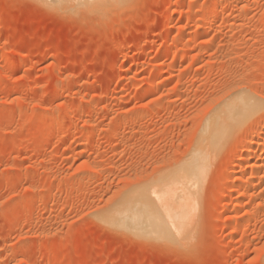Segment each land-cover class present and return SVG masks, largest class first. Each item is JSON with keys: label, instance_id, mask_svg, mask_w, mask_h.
Returning a JSON list of instances; mask_svg holds the SVG:
<instances>
[{"label": "rangeland", "instance_id": "obj_1", "mask_svg": "<svg viewBox=\"0 0 264 264\" xmlns=\"http://www.w3.org/2000/svg\"><path fill=\"white\" fill-rule=\"evenodd\" d=\"M67 2L0 0V264H264L262 104L221 110L264 103V0ZM201 149L183 233L138 239Z\"/></svg>", "mask_w": 264, "mask_h": 264}, {"label": "bare ground", "instance_id": "obj_2", "mask_svg": "<svg viewBox=\"0 0 264 264\" xmlns=\"http://www.w3.org/2000/svg\"><path fill=\"white\" fill-rule=\"evenodd\" d=\"M46 1H47L46 2V4H47L48 0H46ZM67 1H68L67 2L68 4L71 3L70 5H72L74 2H75V4L77 3V5L73 4L76 8L83 6L82 8L87 9V10L92 9L91 11H93V7L95 9H96V7L99 8L101 3H102V5H101V7H102L103 6L102 1H106V0H71L72 2L69 0H67ZM53 2H55L56 5H55V3H54V5L53 4L52 5L55 6V8H58L60 2L64 5L66 3V0H53ZM53 2L51 1V3H53ZM49 3H50V0H49ZM57 4H58V7H56ZM104 4H105V2H104ZM52 5H50V6H52ZM60 6L62 9L63 6L61 4H60ZM70 7H72V6H70ZM203 7H205V6H203ZM59 8H58V10H59ZM65 8H67V7H65ZM71 9H70V11H71ZM99 9H97V11ZM73 11L76 12V9L74 8ZM261 104H262V101L257 96L251 95L250 93L248 94L247 91H244L243 89H238L234 93V95H232L231 99L226 104H224V106L222 108L221 107L220 108H221L222 112H224V110H226L227 120L229 122H233V121L241 120L242 118L248 116L252 112L255 113L254 111H256L260 107ZM221 110H220V112H221ZM218 114L219 113H217L216 116L214 115V117L213 116L211 117L212 119H211L210 123H208L209 124V130H207V132H206V133H208L207 136L204 133L203 135H205L206 137L205 136H204L205 138L200 137L202 141L204 139V143H205V141H207V143L209 144L210 141L213 140V138H217L219 136V133L222 132L221 128L224 127L225 120L222 123H220V127H219L218 122H221V119L219 117V116H221V114L220 115H218ZM208 122H209V119H208ZM206 138L207 139L209 138L210 141L207 140ZM204 143L201 144V145H203V147H204ZM212 144H214V143H212ZM205 146H206V144H205ZM205 149H207V146ZM206 154L207 153H205V151L202 149L195 151V153H193V156L192 157L190 156L191 158H189V160H190L189 164L188 163L186 164L189 167H187V168L184 167L186 169L183 168L184 170L182 173L179 172L180 174L178 173V174L174 175L172 178H170V180L173 181L172 183L170 180H168L166 178L168 181H165V179H164L165 182L163 183V181H162L163 184L162 183L158 184L159 187L157 185V188L159 191L158 192L159 197H158V193H157V196L155 195L156 197L154 196L156 199H158L157 204H155V203L153 204L152 202H150L151 201L150 199H152V196H150L151 194L148 191L147 192L149 193V196L151 198L149 196L148 197L143 196V195H145L146 192L141 195L142 197H144L146 199V200L144 199V201H143V198H142V200L140 202L141 212H140V214H136V213L134 214L133 213V216L130 218V220L134 224V228H136L137 230H141L143 235H145L144 233L150 234L152 232V234H154L156 232L157 234L162 233V237H165V238H168V236H171L172 231L174 233V230H173L174 228L176 229L177 232H180L181 230H183L185 228L184 226H186V225L184 223L186 222V219L189 215L190 207H189V203L187 201L188 200V198L186 196L187 193L184 191L185 189L183 187L185 186V184L187 182L188 183L190 181H196L197 182L198 180H200L199 179L200 174H201V171L203 170V166H204L203 160L205 159ZM241 158L243 159V157H241ZM242 159H240V160H242ZM258 166L253 165V168H252L253 172ZM253 172H251V173L253 174ZM164 184H167V185H164ZM176 184H178V187L176 186ZM160 185H162V186L160 187ZM233 185H235V184H233ZM153 188H156V186ZM152 192H153V190L151 191V193ZM155 198H153V199H155ZM109 217H111L110 213H109ZM178 225H179V227H178ZM172 227H173V229H172ZM169 228H171V229L169 230ZM176 231H175V233H176ZM183 231H181V232L183 233ZM170 239H171V237H170ZM165 240L167 241L168 239H165Z\"/></svg>", "mask_w": 264, "mask_h": 264}, {"label": "snow or ice", "instance_id": "obj_3", "mask_svg": "<svg viewBox=\"0 0 264 264\" xmlns=\"http://www.w3.org/2000/svg\"><path fill=\"white\" fill-rule=\"evenodd\" d=\"M260 110H261V112H264V103H262ZM85 123H87V122H85ZM178 227H179V225H178ZM170 229L171 228H169V230ZM137 238L146 240V241L151 242V243H154V242L158 243L161 240V238H162V233L151 234V235H148V236H143V235L137 234Z\"/></svg>", "mask_w": 264, "mask_h": 264}, {"label": "clouds", "instance_id": "obj_4", "mask_svg": "<svg viewBox=\"0 0 264 264\" xmlns=\"http://www.w3.org/2000/svg\"><path fill=\"white\" fill-rule=\"evenodd\" d=\"M42 7L46 6V0H38Z\"/></svg>", "mask_w": 264, "mask_h": 264}]
</instances>
